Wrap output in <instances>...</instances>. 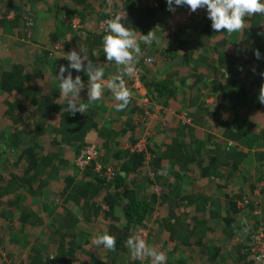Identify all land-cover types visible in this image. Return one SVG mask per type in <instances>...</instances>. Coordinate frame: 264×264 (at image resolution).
I'll return each mask as SVG.
<instances>
[{
	"label": "crops",
	"instance_id": "obj_1",
	"mask_svg": "<svg viewBox=\"0 0 264 264\" xmlns=\"http://www.w3.org/2000/svg\"><path fill=\"white\" fill-rule=\"evenodd\" d=\"M75 4L74 0L0 1V22L15 20L14 7L23 11L24 16L21 18L26 16L27 19L30 12L34 21L33 27L26 30V33L21 27H13L8 23L0 24V143L2 150L8 147L6 156L1 157L0 173L7 181H11L14 174L17 177L27 169V163L20 154L25 151L24 143L34 145L32 134L35 123L43 125L45 130V134L38 139L44 149L42 156L61 153L64 160L59 174L40 176L42 187H39L38 182L31 185L33 193L30 194L28 188L24 187L17 192L5 193L4 197L0 198V264H67L69 260H72L73 264H97L106 261L107 257L114 264L113 254L103 245H96L92 241L103 233L128 230L123 191L116 190L113 186L103 188L88 195L87 202L81 198L80 190L90 179L86 178L88 173L77 170L75 159L82 150V143L96 145L100 150V158L93 173L97 174L108 168L113 171V166L118 167V172H121L122 168H132L128 158H121L122 153L139 152V147L141 151H145L147 141H152L162 127L160 123H154L155 120H158L164 111H170L151 104V101H148L150 105L145 104L143 97L146 91L142 87L144 93L137 95L125 77L126 86L132 94L127 108L118 111L119 102L112 98L107 88L99 101L88 104L85 88L77 102L88 104V107L84 114L76 113L75 119L82 118L86 125L64 129L75 131L74 134H78L80 140L71 134L63 138V131L59 132L60 116L67 114L71 118L70 113L66 111L67 99H60L57 77L60 67H66L70 63L65 55L72 50L80 52L82 47L93 63L104 67L105 80L118 75L115 64L105 61L102 47V37L106 34V27L102 28V24L113 18L117 11L108 3L105 17H111H106L105 20L99 18L96 13L81 16V5ZM73 7L78 9L69 17L68 13ZM129 21L133 22L130 17ZM75 25L80 27L75 29ZM230 67V64L226 66L229 70ZM202 70L210 71L205 67L201 68ZM11 75L17 82L7 81ZM72 75L73 78L79 75L86 85L88 77L83 71L72 70ZM138 92L141 93L140 90ZM217 93H209L202 99L204 107H207L210 113H221L218 104H225V91ZM257 97L252 105L245 103L240 107L237 118L233 112L229 114L233 121H226L220 128L212 131L208 126L204 128L194 125L188 130L190 133L184 138L189 155L192 156L199 149L189 162L184 158V144L175 146L173 143V140L182 137L179 120L186 122V119L184 120L183 114L174 118L168 116L171 118L168 121L169 129L167 135L160 140V144L163 142L165 146H158V151H171L170 154H165L171 157L170 160L163 158L162 166L166 169L172 165L176 172L160 179L168 185L166 188L158 183H155V186L153 182L151 186L143 173L142 176L136 172L127 173V185L137 193L135 196L138 200L146 198L153 201L156 196V200L160 201L155 204L152 220L148 224L150 232L147 246L163 252L167 257L166 264H242L235 258V247L242 238L237 235L232 240L224 239L223 220L227 216L228 199L242 192L252 194L253 198L260 201L259 216L264 220V159L257 157L264 153V150L255 146L249 150L252 155L248 161H241V164L228 160L219 164L220 152L217 148L221 145L222 149L231 153L237 150L248 152V149L239 143L232 145L233 140L228 136L232 131H239L243 124H249L251 130L259 135L261 131L264 132V104H261ZM14 117H17L20 123H16ZM213 123L217 126L215 120ZM55 138L62 143L57 141L54 146ZM26 139L28 141H25ZM196 140L200 141L194 142ZM148 157L150 160L149 155ZM4 158L6 160L3 161ZM146 175L149 178V173L146 172ZM94 178L93 184L102 181L104 177ZM157 187L160 191L164 190L162 198L155 195ZM110 194L118 195L117 205L109 200ZM203 198L206 205L204 200L201 201ZM212 208L215 218L209 215ZM73 217L76 218L75 221H71L70 218ZM86 218H89L88 222ZM203 220H209L206 227L196 229L197 221ZM169 221L170 225L182 234L184 241L172 238L167 229ZM185 241L188 245L184 244ZM215 247L224 249L220 250L216 258H211ZM126 251L129 252L122 253V259L128 264H134L138 258L129 248ZM248 260L251 262L250 257ZM139 261L141 264H153L152 258L147 255Z\"/></svg>",
	"mask_w": 264,
	"mask_h": 264
},
{
	"label": "trees",
	"instance_id": "obj_2",
	"mask_svg": "<svg viewBox=\"0 0 264 264\" xmlns=\"http://www.w3.org/2000/svg\"><path fill=\"white\" fill-rule=\"evenodd\" d=\"M74 1L76 3L75 6L81 5V16L84 14L94 15L96 13L99 18H105V20L108 16L106 15L105 17L106 5L109 3L112 9L117 11L116 14H126V18H122L121 23L124 24L125 27L134 30L137 33L138 40L141 39V35H147L152 31L160 37L159 45L140 44L142 55L139 57V63L136 65V73H138L140 83L146 91L144 97H147V99L149 98L148 101H151V104L159 105L165 108V110H170L164 111L163 115L154 122L162 125L161 130L155 135L152 141L151 139L147 141L145 151L122 153L121 158H128L132 168H122V171L118 172V167L114 168L113 166V171L110 169L112 172L103 169L100 173L96 172L97 174H95L93 171L97 163L91 162L82 172L88 173L86 178L90 179V182L81 186L82 189L80 190L82 193L81 198L85 200L88 198V195L95 194L98 190L103 188L108 189L110 186L115 187L116 190L123 191L122 196L125 198L124 212L126 220L129 223L128 230L108 232L109 235L114 236L116 239L115 250L109 251L114 256V264H128L123 260L124 258L122 259L121 257L122 253L129 252L126 251L127 248H129L127 241L130 237L138 235L140 229H146L149 236L150 231L148 229V224L152 220L153 208L155 204L160 202L156 200L157 197L155 195L162 198L164 190L160 191L157 187L158 192L154 195L153 201L146 198L138 200L135 196L137 193L127 185V173L129 171L133 173L136 172L139 175L141 174V176L143 173L147 183H150L151 186L153 182L155 186V183H158L159 186H164L166 188L168 185L162 183L160 179L176 172L172 165L166 167V169L162 166L163 158L170 160L171 157L165 154H170L171 151L168 149L166 152L165 150L158 151V146H165L163 142L160 144V140L167 135L166 133L169 129L168 121L171 119L168 118V116L174 118L187 113L185 114L187 119L186 122L179 120L182 123H180L182 137L181 139L173 140V143H175V146L181 143L184 144L186 150L184 158L189 162V160L193 159L194 154L199 152V149L192 156L189 155L188 145L185 143L184 138L187 133H190L188 130H191L195 125L204 128L208 126V128L213 131L218 127L220 128L226 121H233L229 118V114L232 112L234 117L237 118L239 111H241L240 107L244 106L245 103L246 105L255 103V97L259 95L261 86H264V77L261 76V73H264V71L261 72L257 70L253 72L252 68L256 65L264 67V15L257 14L247 17L244 27L239 32L226 35V29H222L219 32L212 29V22L207 17L206 9H201L202 13L200 15L197 14V11L192 12L186 5H173L175 11L172 12L168 10L166 0ZM77 9V7H73L70 13H68V16L70 17L74 14ZM13 10L16 14L15 20L12 22L2 21L0 24L8 23L11 26L13 25V27H21L24 33H26V30H29V28L34 25L33 15H30V12H28L27 19L25 18L26 16L21 18L23 11L18 7H14ZM129 17L133 22H128ZM69 26L71 27L70 24ZM257 50H259L261 54L260 59L256 58L255 53ZM150 59L152 62H148ZM198 63H200V65ZM228 64L231 65L230 70L226 68ZM204 67L210 71H201V68ZM126 80L129 81L130 87L135 86V82L132 78L129 79L126 77ZM7 81L15 83L17 79L11 75L7 78ZM132 90L135 92L136 89L133 88ZM220 91H225V95L223 94V101L225 104L217 103L221 107V113H210L207 107H204L205 103L202 99L209 93L217 95V92ZM256 99L258 100V97ZM148 105H150V102ZM45 111L47 110L45 109ZM70 116L71 118H69L67 114H62L60 116L61 123L59 124V132L63 131V135L61 133L63 138H66L67 134H71L75 136V139L80 140L78 134H74L75 131H67L64 129H69L73 126L78 128L79 126L86 125V123L82 118L75 119L76 115ZM14 118L16 123H20L17 117ZM213 120L217 122V126H214L216 123H213ZM231 125L232 124L229 126L230 128ZM239 129V131L228 133V136L231 141L233 140L232 145L239 143L248 149V152L245 153L237 150L231 153L230 151L222 149L221 145H218L217 149L220 152L219 164L225 163L227 160L233 161L236 164H241V161H248L250 155H252L249 150H252L255 146H259L260 149L264 150L263 131H261L262 133L259 135V133H255L251 130L252 127H249L247 123L246 125H241ZM56 133H58V131H56ZM44 134L45 130H43V125L40 126V124L35 123V129L32 134L34 145L30 146V144L24 143L26 146L25 151L20 154V157L27 163V169L17 177H15L16 175L14 174L15 176H12L11 181H7L0 173V198L4 197L5 193L10 194L17 192L19 189H24V187L28 188L27 190L31 194L34 192L32 188L33 183L38 182L40 184L39 187H42L43 182L40 179L42 174H59L61 171V164L64 163V160L61 158V153H49L42 156L44 149L38 142V139ZM27 139L30 140L29 137H27ZM27 139L25 141H28ZM154 140L155 143H153ZM57 141L59 142V139L55 138L53 141L54 146H56L55 142ZM197 141L200 140L194 142ZM61 143L62 142H59V144ZM1 145L2 143H0V161L1 157L6 156L8 149V147H6L5 150H2L3 146ZM88 145L89 144L84 145L82 143V150ZM148 155L150 156V160ZM257 157L259 159H264V153L259 154ZM117 158L119 159V157ZM4 160H6V158H4L3 161ZM238 160L240 161L237 162ZM76 168L79 172L82 171L77 166ZM0 169H2V167H0ZM149 171L154 173V177H151ZM146 172L149 173V178ZM95 176H103L104 178L102 181L99 180L93 184L92 181H94L93 179H95ZM19 197L22 198V196ZM117 198L118 195H109V200L114 201V205H117ZM163 198L166 197L163 196ZM202 200H204V204L206 205V200L204 198L201 199V201ZM86 207L87 210H89L87 203ZM112 208L114 209L115 206H112ZM259 208L260 201L253 198L252 194H246V192L232 196L227 202L226 211H228L225 220H223V225L225 227L223 235L224 239L227 238L229 240H232L237 235L241 236V242L239 241V244L235 247V258L237 262L242 264H257L252 258L249 249L251 247L252 237L260 229V226L264 225V220L259 216ZM89 213L90 212H88V214ZM257 213H259V215ZM113 215H115V213H113ZM209 215L211 218L216 217L214 208H212ZM70 219L71 221H75L76 218L73 217ZM85 220L88 222L89 218ZM208 221L209 220L197 221L196 229H200L199 227H206ZM170 224L171 221L167 224V229L171 233L172 238L174 240L184 241L178 229ZM206 230L207 228H205V231ZM184 244L188 245V242L185 241ZM223 249L224 248L219 247L213 248L214 255L212 254L210 257L214 258L216 255H219L221 252L220 250ZM247 257H250L252 263L249 262ZM108 258L109 257L106 258V261L97 264H112L113 261L111 263ZM34 261L38 263L37 260ZM48 264L54 263L48 262ZM67 264H73L72 260L67 261ZM134 264H141V262L139 259H136ZM167 264H172V262Z\"/></svg>",
	"mask_w": 264,
	"mask_h": 264
},
{
	"label": "clouds",
	"instance_id": "obj_3",
	"mask_svg": "<svg viewBox=\"0 0 264 264\" xmlns=\"http://www.w3.org/2000/svg\"><path fill=\"white\" fill-rule=\"evenodd\" d=\"M168 10L174 12L175 6H188L192 12L197 9H206L207 17L211 20L213 30L219 32L226 29V35L239 32L245 25L246 18L252 15H264V0H166ZM124 15H115L107 20L105 35L102 37V47L106 62H113L117 68L118 75L105 80V69L89 59L85 49L80 47V52L72 50L66 56L70 63L59 69V91L61 98L67 99L66 111L70 115L76 113L84 114L88 104L99 101L104 95L105 88L111 92L112 98L119 102L117 110L122 111L131 102V92L126 86L125 77L131 79L134 77L139 63V57L142 55L140 44L159 45L160 37L153 31L147 35H141L137 39V33L131 28L125 27L121 23ZM83 53V55L81 54ZM256 58L260 59L259 50L255 53ZM85 62H87L85 64ZM72 70L76 72L83 71L88 82L85 85L79 75L73 78ZM67 73V76H65ZM264 77V73H261ZM87 88L88 104L78 103L77 98L81 96V91ZM59 99V100H60ZM261 104H264V86H261L259 97ZM96 245H103L108 250H115L116 239L107 233L94 237ZM127 244L138 259H143L145 255L152 258L153 264H166L167 257L163 252L157 251L154 247H148L143 238L139 235L130 237Z\"/></svg>",
	"mask_w": 264,
	"mask_h": 264
},
{
	"label": "built area",
	"instance_id": "obj_4",
	"mask_svg": "<svg viewBox=\"0 0 264 264\" xmlns=\"http://www.w3.org/2000/svg\"><path fill=\"white\" fill-rule=\"evenodd\" d=\"M106 22V21H105ZM102 24V28L106 27V23ZM75 29L79 28V25L74 26ZM148 62H152V60H148ZM138 73H135L132 80L135 82V89H138L140 86V89L142 88V84L140 83ZM145 104H148L147 97H143ZM184 120L186 119V116L183 115ZM187 121V119H186ZM139 150L141 151V147H139ZM100 157V153L98 148L95 145H88L86 146L81 154L76 159V166L81 169L82 171L85 170L86 166H88L91 162H97ZM109 172V171H108ZM151 177H154V173L150 174ZM156 192H158L157 189H155ZM259 215V213H257ZM138 235L144 239L146 242L148 231L146 229H140L138 232ZM249 252L252 256V258L257 262V264H264V225L260 226V229L254 234L251 241V247L249 249Z\"/></svg>",
	"mask_w": 264,
	"mask_h": 264
},
{
	"label": "rangeland",
	"instance_id": "obj_5",
	"mask_svg": "<svg viewBox=\"0 0 264 264\" xmlns=\"http://www.w3.org/2000/svg\"><path fill=\"white\" fill-rule=\"evenodd\" d=\"M200 10H201V9H197L196 11L198 12L197 14H200V15H201L202 10H201V11H200ZM252 68H253V72H255V71H257V70H258V71H261V72L264 71V67L259 66V65H256V66H254V67H252ZM139 90L141 91V93L138 92ZM142 92L144 93V90H142V88L140 89V86H139L138 89H136V92H135V93H136L137 95H142ZM186 114H187V113H186ZM183 115L186 116L185 114H183ZM99 166H100V165L98 164V167H99ZM108 171H109V172H112V171L110 170V168H108ZM147 242H148V236H147V240H146V242H145L146 245L148 244Z\"/></svg>",
	"mask_w": 264,
	"mask_h": 264
}]
</instances>
